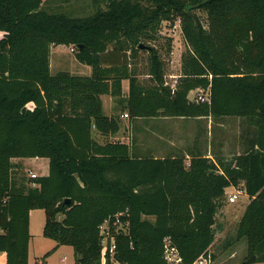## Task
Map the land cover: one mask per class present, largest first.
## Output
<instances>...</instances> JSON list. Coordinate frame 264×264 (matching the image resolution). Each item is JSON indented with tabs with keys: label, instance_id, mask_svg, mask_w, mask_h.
<instances>
[{
	"label": "trees",
	"instance_id": "16d2710c",
	"mask_svg": "<svg viewBox=\"0 0 264 264\" xmlns=\"http://www.w3.org/2000/svg\"><path fill=\"white\" fill-rule=\"evenodd\" d=\"M49 1L57 0H0V251L6 264H28L32 209L44 210L43 236L55 247L71 246L75 264H180L165 259L166 240L182 264H192L214 243L225 188L240 185L250 200L234 240H246L243 264H264V0H95L92 14L74 17L48 10ZM176 19L188 49L171 87L158 50L146 44L162 21ZM55 45L75 47L90 75L52 74ZM140 51L149 54L151 84L130 67ZM196 88H209L208 102L188 98ZM103 94L132 118L240 117L253 125V143L230 158L194 156L188 165L184 156L137 157L127 143L92 137L93 129L107 136L120 128L115 116L104 114ZM32 157L48 158L47 175L26 179L14 171L13 158ZM126 209L127 231L115 235L114 252L102 262L99 227Z\"/></svg>",
	"mask_w": 264,
	"mask_h": 264
},
{
	"label": "rangeland",
	"instance_id": "374dc122",
	"mask_svg": "<svg viewBox=\"0 0 264 264\" xmlns=\"http://www.w3.org/2000/svg\"><path fill=\"white\" fill-rule=\"evenodd\" d=\"M104 1V0H103ZM102 7L105 6V2ZM49 7L48 10L54 12H64L68 16H85L90 15L96 10L97 3L95 0H64L56 2H47L44 7ZM195 13L200 20L205 23L206 14L204 11L197 9ZM149 47H154L158 50L159 55L164 62V81L165 84L174 87L177 83L178 77L181 73V56L188 49V45L183 38L180 28V21L176 19L174 22L162 21L159 27L158 34L154 40L147 41ZM74 49V50H73ZM76 48L68 45H55L51 46L50 50V71L55 74L58 71H70L72 74L83 73L86 69L91 67L80 63L75 57ZM58 55L60 56L58 58ZM148 52L140 51L132 59L130 67L138 75V79L144 84H151L152 79L148 75ZM194 90L189 95L192 99L196 95ZM118 108H120L118 106ZM234 117V116H231ZM223 118V124L227 129L226 139L229 142L230 135L242 126L240 121L236 118ZM129 119L122 118L121 122H126ZM241 129V127H240ZM162 131V130H161ZM211 132H215L212 125ZM102 135L100 134V137ZM102 140V139H101ZM231 141V140H230ZM34 158V157H32ZM29 158L25 160L26 166L21 165L17 171L19 175L29 178V172L25 168H30L38 176L48 174V159L46 157H36L35 160ZM188 161L185 164L188 165ZM239 188H243L241 185ZM236 188L226 189L225 193H235ZM248 195L245 190L238 195L234 202L228 201L226 195L224 201L216 214V235L213 245L209 248L208 252L212 254L214 264H243V259L247 254L246 240L235 239V232L237 227V220L239 211L242 212L248 202ZM32 212L31 220V243L32 249L29 254L30 264H37V262L48 261L50 264H72L73 253L72 247L61 245L56 250L52 245L55 241L45 238L42 234L43 225L45 222V213L43 209H34ZM231 216L227 219L226 215ZM58 219L61 216L58 215ZM222 226L221 229L218 226ZM66 257L65 260L61 258ZM49 257V258H48ZM120 264V263H116Z\"/></svg>",
	"mask_w": 264,
	"mask_h": 264
},
{
	"label": "crops",
	"instance_id": "0c3cea01",
	"mask_svg": "<svg viewBox=\"0 0 264 264\" xmlns=\"http://www.w3.org/2000/svg\"><path fill=\"white\" fill-rule=\"evenodd\" d=\"M59 57L60 56L58 55V58ZM84 70L85 71L83 73L76 74L90 75L91 68H86ZM122 84L123 94L127 95L128 81L123 80ZM192 92L193 90L188 93V98H190L189 95ZM100 98L102 101L104 114L108 116H115L119 121L120 128L115 134H110L107 136L102 135L101 137L100 134L95 129H93L92 137L99 143H127L129 144L132 154L137 157L152 156L154 158H165L184 156L185 161L189 162L191 157L203 156L215 160L217 158H230L233 155L239 154L243 151L244 147L250 146L253 143L252 138L254 137L255 129L253 125L248 124L249 126H246L240 117H217L210 115L198 117H181L159 114L149 117L138 116L132 118L124 115L127 114V109L124 108L123 105H120L110 95L103 94L100 96ZM118 106L120 108H118ZM228 117L236 118L241 122V124H243L242 126H239V129L230 135L229 142L226 139L227 129H225L226 127L223 124V118ZM122 118H128L129 120L126 122H121ZM212 125L215 132H211ZM35 158L36 157L32 159L35 160ZM27 159L29 158H13L12 161L16 164L14 170H19L21 165L26 166L25 160ZM25 169L28 170V172H34L30 168ZM28 185L33 186V183H29ZM229 188L233 189L235 187L229 186L225 188V191ZM231 194L232 193L226 195ZM249 200L250 199H248V202ZM244 209L242 212L239 211L237 222L242 216ZM34 211L35 210L32 209L29 213L30 239L28 244V264H30L29 254L30 250L32 249L31 220L33 214L32 212ZM226 217L227 219L231 218L230 214L226 215ZM221 227L222 226L220 225L218 226L219 229H221ZM1 232L2 230L0 229V233ZM55 245L56 243L52 246L55 247ZM58 247L59 246L55 247V249L58 250ZM65 259V256L61 258L62 261ZM0 264H6V253L2 251H0ZM37 264H44V261L39 260ZM46 264L50 263L46 261ZM72 264H75L74 256Z\"/></svg>",
	"mask_w": 264,
	"mask_h": 264
},
{
	"label": "built area",
	"instance_id": "2783aa9c",
	"mask_svg": "<svg viewBox=\"0 0 264 264\" xmlns=\"http://www.w3.org/2000/svg\"><path fill=\"white\" fill-rule=\"evenodd\" d=\"M197 93L196 95L190 99L194 102H208L210 99V90L209 88H196L194 89ZM193 90V91H194ZM33 104L28 103L27 108L32 109ZM127 116V114H124ZM29 177L34 178L37 175L34 172H29ZM35 184H33L34 186ZM237 190L235 193H232L228 196L229 202H234L238 195L241 194L245 189L235 187ZM127 209L124 211H120L116 213L112 218L104 220V222L100 225V236H101V244H102V262H105L106 253L109 252L111 255L114 252L115 248V235L122 231H127L128 220H123V218L127 217ZM164 257L167 261L181 263V257L178 253V250L170 244L168 240L164 242ZM192 264H214L213 257L210 252L203 253L200 255Z\"/></svg>",
	"mask_w": 264,
	"mask_h": 264
},
{
	"label": "water",
	"instance_id": "95a60500",
	"mask_svg": "<svg viewBox=\"0 0 264 264\" xmlns=\"http://www.w3.org/2000/svg\"><path fill=\"white\" fill-rule=\"evenodd\" d=\"M139 46H143L142 44H140ZM66 201H68L67 199H66Z\"/></svg>",
	"mask_w": 264,
	"mask_h": 264
},
{
	"label": "bare ground",
	"instance_id": "6f19581e",
	"mask_svg": "<svg viewBox=\"0 0 264 264\" xmlns=\"http://www.w3.org/2000/svg\"><path fill=\"white\" fill-rule=\"evenodd\" d=\"M38 176V175H37Z\"/></svg>",
	"mask_w": 264,
	"mask_h": 264
}]
</instances>
